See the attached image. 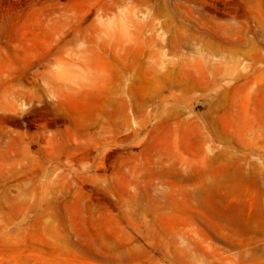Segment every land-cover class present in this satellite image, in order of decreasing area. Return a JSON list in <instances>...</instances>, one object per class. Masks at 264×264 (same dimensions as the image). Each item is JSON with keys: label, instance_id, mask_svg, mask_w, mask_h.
Wrapping results in <instances>:
<instances>
[{"label": "rangeland", "instance_id": "obj_1", "mask_svg": "<svg viewBox=\"0 0 264 264\" xmlns=\"http://www.w3.org/2000/svg\"><path fill=\"white\" fill-rule=\"evenodd\" d=\"M0 264H264V0H0Z\"/></svg>", "mask_w": 264, "mask_h": 264}]
</instances>
